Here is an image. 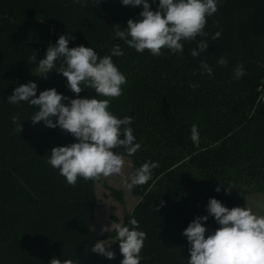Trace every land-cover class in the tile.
<instances>
[{
  "label": "trees",
  "instance_id": "1",
  "mask_svg": "<svg viewBox=\"0 0 264 264\" xmlns=\"http://www.w3.org/2000/svg\"><path fill=\"white\" fill-rule=\"evenodd\" d=\"M149 3L158 9L159 0ZM141 11L122 0H87L86 7L78 0H0V264H50L52 258L121 264L123 259L119 244L111 260L91 251L98 241L96 180L78 177L69 185L47 163L52 148L76 139L42 121L32 124L35 106L8 102L14 89L29 81L37 84V96L55 88L71 99H106L94 89L77 97L55 69L47 79L30 72L60 35L73 37L70 48L91 47L101 57L116 45L124 52L112 59L127 83L120 97L107 98L109 111L132 118L129 127L141 144L129 156L132 173L145 162L159 164L148 183L131 187L141 200L125 226L135 218L146 233L140 264H188L190 245L182 233L197 216L208 215L210 198L229 209L243 208L248 193L264 192V0H218V11L207 18L208 36L183 42V52L163 49L161 56L138 53L115 36L114 26L127 28ZM218 31L220 37L212 40ZM201 39L208 50L194 58L191 50ZM35 54L37 60L29 63ZM221 57L226 67L219 65ZM201 61L213 75L201 70ZM237 64L245 70L239 80ZM13 116H19L21 133ZM193 124L198 145L191 139ZM115 151L128 156L123 148ZM109 188L120 198V191ZM202 223L206 237L219 227L211 216Z\"/></svg>",
  "mask_w": 264,
  "mask_h": 264
},
{
  "label": "clouds",
  "instance_id": "2",
  "mask_svg": "<svg viewBox=\"0 0 264 264\" xmlns=\"http://www.w3.org/2000/svg\"><path fill=\"white\" fill-rule=\"evenodd\" d=\"M78 2L87 6V0ZM122 4L142 6L139 13L141 18L129 19L127 28L114 26L115 36L138 53L148 50L153 56H161L163 49L173 53L183 52V42L208 36L204 31L207 18L218 11V0H159L155 11L151 9L149 0H122ZM220 35L218 31L211 39L216 40ZM70 39H73L70 34L60 35L55 45L48 46L45 58L38 62L39 78L47 79L55 69L67 79L68 88L77 97L84 89H94L96 96L106 99H71L58 93L55 88L41 91L37 96V84L29 81L17 86L8 97V102H27L35 106L38 111L29 119L32 124L42 121L46 127H59L76 139L77 142L67 146L52 148L47 160L49 165L59 170L69 185L74 186L78 177L95 181L122 174L125 160L115 150L123 148L128 156H132L141 148V144L135 142L133 129L129 127L132 118H118L109 111L110 99L107 98L120 97L122 86L127 83L126 76L112 59L124 55L120 46H114L111 55L101 57L91 47L81 45L70 48ZM208 47L207 41L201 39L190 55L199 57ZM36 60L35 54L29 57L28 62ZM57 61H60L59 67H56ZM218 63L227 66V60L223 57ZM200 67L209 76L213 75L208 63L201 61ZM244 75L243 64H237L234 77L239 80ZM190 87L195 88L196 85ZM53 117L56 118L55 122ZM12 122L16 124V131L21 133L23 127L19 116H13ZM191 139L194 144H199V130L195 124L191 126ZM157 167L159 164L156 162L143 163L132 173L127 187L148 183L152 179L153 169ZM216 191L219 192L220 188ZM207 212L208 215L197 216L182 233L190 245L188 264H264V216H258L245 207L229 209L215 198H210ZM209 216L215 219L219 227L206 237L207 228L202 221L206 222ZM128 223L129 226L114 222L110 227L103 226L101 234L114 232L115 239L97 241L91 251L111 260L116 256L111 245L119 242L123 256L121 264H140L146 233L138 230L139 223L135 218ZM50 264H74V261L52 258Z\"/></svg>",
  "mask_w": 264,
  "mask_h": 264
},
{
  "label": "rangeland",
  "instance_id": "3",
  "mask_svg": "<svg viewBox=\"0 0 264 264\" xmlns=\"http://www.w3.org/2000/svg\"><path fill=\"white\" fill-rule=\"evenodd\" d=\"M29 70L31 73L39 74L37 68H30ZM123 157L125 165L122 174H114L96 180L95 188L98 201L93 229L98 241L108 240L109 238L110 240H114L116 235L114 232L101 234V228L103 226L110 227L112 222L121 223L125 226L129 216L141 200L139 196L132 193V188L127 187V183L130 182V177L132 175V163L131 157L125 155H123ZM109 187L120 191V198L113 194ZM243 207L251 209L252 212L258 216H264V192L248 193L245 196ZM118 244L119 242L113 243L111 245V250Z\"/></svg>",
  "mask_w": 264,
  "mask_h": 264
}]
</instances>
